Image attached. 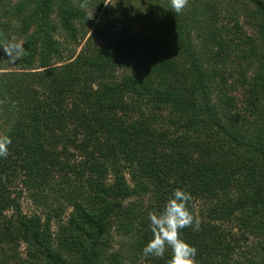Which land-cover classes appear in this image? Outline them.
Segmentation results:
<instances>
[{
  "label": "trees",
  "instance_id": "trees-1",
  "mask_svg": "<svg viewBox=\"0 0 264 264\" xmlns=\"http://www.w3.org/2000/svg\"><path fill=\"white\" fill-rule=\"evenodd\" d=\"M117 2L0 0V264H167L177 188L195 264H264V0Z\"/></svg>",
  "mask_w": 264,
  "mask_h": 264
},
{
  "label": "clouds",
  "instance_id": "clouds-1",
  "mask_svg": "<svg viewBox=\"0 0 264 264\" xmlns=\"http://www.w3.org/2000/svg\"><path fill=\"white\" fill-rule=\"evenodd\" d=\"M187 3L188 0H170L171 11L180 13ZM81 7H85V4H81ZM88 18H92V15ZM11 48L16 50L17 57L23 54L20 44H14ZM4 52L8 55L9 49L5 48ZM11 143L9 135H0V157H7ZM191 200L190 193L177 188L161 212L149 213L148 218L153 236L143 248L145 256L163 258L165 252L170 248L171 258L167 264H195L197 249L180 238V230L183 228L193 227L194 231L200 230V220L188 207Z\"/></svg>",
  "mask_w": 264,
  "mask_h": 264
},
{
  "label": "rangeland",
  "instance_id": "rangeland-1",
  "mask_svg": "<svg viewBox=\"0 0 264 264\" xmlns=\"http://www.w3.org/2000/svg\"><path fill=\"white\" fill-rule=\"evenodd\" d=\"M108 2L110 4H113V5H117V3H119V2H117V0H108ZM87 14H88V17L90 15H92V18L87 17L88 24L85 27L88 29L87 35L88 34L92 35L91 34V29H92L91 27H92V25H94V23L98 19L99 12L97 13V11L93 10ZM117 31H119L118 27H110L109 29H106V31L102 35L101 34L99 35L96 33L97 37H95V39L97 42H101V41L105 40L106 37L114 36ZM66 52H67V50L64 51L63 54H67ZM20 204H21L22 210L24 212H31L32 210H34V205L31 203V201L23 193H22V197L20 198Z\"/></svg>",
  "mask_w": 264,
  "mask_h": 264
}]
</instances>
